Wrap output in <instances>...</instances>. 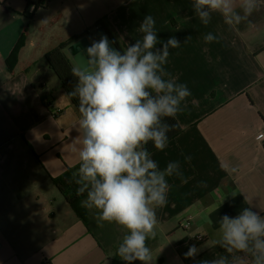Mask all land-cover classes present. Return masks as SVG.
<instances>
[{
    "label": "crops",
    "instance_id": "crops-1",
    "mask_svg": "<svg viewBox=\"0 0 264 264\" xmlns=\"http://www.w3.org/2000/svg\"><path fill=\"white\" fill-rule=\"evenodd\" d=\"M192 3L48 0L30 15L28 0H0V264L110 262V253L77 218L53 181H20V175L29 165L41 164L58 177L80 163V116L74 106L68 116L57 109L61 88L46 55L88 30L99 41L100 21L127 48L142 39L139 26L147 15L154 18L162 43L170 37L181 42L169 49L164 67L191 93L175 117L182 133L163 151L152 153L161 170L178 161L182 173L167 177V203L156 209L157 236L148 240L155 264H201L222 256L232 264H252L251 256L228 253L216 241L225 214L235 217L251 207L264 216V66L262 51L254 45L264 32V0H258L257 10L234 27L219 13H212L208 25L202 24ZM85 11H91L89 20ZM60 21L68 30L56 38L49 30ZM208 33L217 40L205 42ZM23 37L11 67L9 58ZM43 95L54 100L52 110ZM114 227L120 228L115 223ZM202 240L198 253L186 258L192 243Z\"/></svg>",
    "mask_w": 264,
    "mask_h": 264
},
{
    "label": "clouds",
    "instance_id": "clouds-1",
    "mask_svg": "<svg viewBox=\"0 0 264 264\" xmlns=\"http://www.w3.org/2000/svg\"><path fill=\"white\" fill-rule=\"evenodd\" d=\"M192 7L204 25L212 13H219L225 24L234 27L259 5L258 0H193ZM139 32L142 39L123 52L111 48L107 37L93 41L86 58L81 56L83 63L77 60L71 69L77 83L69 95L79 101L80 164L68 182L78 185L77 196L86 193L82 204L98 210V222L115 223L126 231L117 250L123 261L155 264L147 241L157 236L156 209L167 203V177L182 173L178 161L161 170L148 145L151 142L160 151L166 148L168 133L176 127L166 118L175 119L191 93L164 67L169 49L178 48L181 42L170 37L162 43L151 15L144 17ZM204 40L212 42L217 37L208 33ZM159 43L161 48H157ZM219 231L216 243L228 253L238 251L251 256L252 264H264V216L245 207L235 217H221ZM198 251L192 245L184 255L194 257ZM201 264L232 262L222 256Z\"/></svg>",
    "mask_w": 264,
    "mask_h": 264
},
{
    "label": "trees",
    "instance_id": "trees-1",
    "mask_svg": "<svg viewBox=\"0 0 264 264\" xmlns=\"http://www.w3.org/2000/svg\"><path fill=\"white\" fill-rule=\"evenodd\" d=\"M101 25L106 28V30L112 36L113 40L115 41V43L117 44V46L119 47L121 52H123V50L126 48L118 40L117 35L111 31V29L106 25V23L104 21H100L96 25V27H99ZM89 31L90 30L86 31L84 34H82L80 36L74 37V38L70 39L69 41L60 44L59 46H57L56 48L51 50L46 55V58H45L49 69L57 77L59 84H60V88L65 92V94L67 95V97L71 101L72 105L74 106V108L76 109L78 114H79L78 98H74V97L69 95V93L73 90L75 84L77 83V80L72 74L71 69L74 67V64L72 63V61L70 60V58L68 56L67 48L71 44L76 42L77 40L81 39L82 37L89 35ZM24 40L25 39L23 37L22 40L20 41V44L17 46V48L14 50V52L12 53V55L9 58V64L11 67H13V65H15V63L17 62L18 52H19L20 48L22 47ZM42 97H43V101H44L45 105L50 110H52V104H53L54 100L53 99L49 100L44 95ZM79 116H80V114H79ZM166 122L169 124H175L176 125V127L171 132L168 133V135H169L168 143H169V142L175 140L182 133V128H181L180 124L178 123V121L176 120V118L175 119L166 118ZM148 148H149L151 154L154 153L155 151H157V149L154 148V146L151 144V142L149 143ZM78 168H79V164L76 165L75 167H72V168L67 167L66 171L62 175H60L56 178H53V183H54L56 189L63 196V198L65 199L67 204L70 206L72 211L76 214L77 218L87 227L88 231L98 241V243L102 247V249L109 255L110 248H109V246H107L105 244L104 240H102L101 237H103V236L108 237L111 235V233H113V235H115V233H117V230H115V227H112V225L114 226V223L110 224L108 222H98L97 221L98 210H96L95 208H87L82 204V201H84L86 199V193L81 195V196L76 195V189H77L78 185H76L75 183L70 184L68 181L72 177V173L74 171H77ZM107 223L109 225H111V227H108L106 225ZM112 228H113V232H112ZM201 242H203V240L198 242V243H192V245L198 246L199 244H201ZM110 259L112 260L113 264H121V262H122V259L118 255H117V257H113Z\"/></svg>",
    "mask_w": 264,
    "mask_h": 264
},
{
    "label": "rangeland",
    "instance_id": "rangeland-1",
    "mask_svg": "<svg viewBox=\"0 0 264 264\" xmlns=\"http://www.w3.org/2000/svg\"><path fill=\"white\" fill-rule=\"evenodd\" d=\"M45 3H48V0H45ZM58 10H59L58 7H56L55 10H53V13L55 15L59 14ZM88 12H91V11H85V15L87 16V19L89 20L90 16L88 15ZM95 12H97V11H94V13ZM42 13H47V12L41 11L40 14H42ZM95 24L96 23H94V25H91V26L93 27V26H95ZM67 30H68V28L66 27V25H63L62 21H60V22L56 23L55 27H50L49 33L53 32V35H56V38H57L58 35L66 34ZM40 31H39V33H41ZM42 33H44V32L42 31ZM87 36H88L89 40L91 41V43L93 41H96V40H94V34L93 35H87ZM256 39L257 40L254 42V45L256 48H259V50L262 51V53L260 54V60L264 66V32L262 33L261 36L257 37ZM255 47H254V49H255ZM56 97H57V104H56L57 109L67 111V116L73 115V113H74L73 105L62 89L56 93ZM69 143H70V145L74 144L73 141H71V140ZM70 148L71 147H69V149ZM55 158L57 159L58 156H55ZM75 166H68V167L72 168ZM51 172H52V169H51ZM51 172L48 169L41 166V164H39V165L35 164V166H34V164L29 165L28 169H24L21 172L20 181H53V178H56V177H54L51 174ZM106 225L108 227H111V225H109L108 223ZM112 227H114V226L112 225ZM112 232H113V228H112ZM125 234H126V231L120 227L118 229L117 233H115V235H113V233H111V235L108 237L107 236L101 237L102 240H104L105 244L107 246H109V248H110L109 253H110L111 258L117 257L118 246L122 242V238ZM147 246L150 247V244L148 243V241H147ZM136 263L139 264L138 261L135 263H132V264H136ZM105 264H113V262H112V260H110V262H107ZM121 264H127V262L122 260Z\"/></svg>",
    "mask_w": 264,
    "mask_h": 264
},
{
    "label": "water",
    "instance_id": "water-1",
    "mask_svg": "<svg viewBox=\"0 0 264 264\" xmlns=\"http://www.w3.org/2000/svg\"><path fill=\"white\" fill-rule=\"evenodd\" d=\"M96 34L101 39V37H107L109 41V46L113 49H116L118 51H121L115 41L113 40L112 36L109 34V32L106 30L104 26H99L96 28ZM91 45V41L89 40L88 36H84L81 39L77 40L73 44H71L68 48V54L72 57L75 65L77 60L83 63V58H86V49ZM82 56V57H81Z\"/></svg>",
    "mask_w": 264,
    "mask_h": 264
},
{
    "label": "built area",
    "instance_id": "built-area-1",
    "mask_svg": "<svg viewBox=\"0 0 264 264\" xmlns=\"http://www.w3.org/2000/svg\"><path fill=\"white\" fill-rule=\"evenodd\" d=\"M45 4V0H28V13L30 15L35 14L39 9L43 8ZM60 112H57V114H59ZM185 229H188L190 227V222H186L184 224ZM3 245L2 242L0 240V250L2 249Z\"/></svg>",
    "mask_w": 264,
    "mask_h": 264
}]
</instances>
